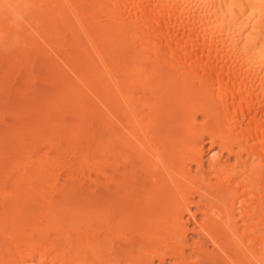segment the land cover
Here are the masks:
<instances>
[{"label": "bare ground", "instance_id": "6f19581e", "mask_svg": "<svg viewBox=\"0 0 264 264\" xmlns=\"http://www.w3.org/2000/svg\"><path fill=\"white\" fill-rule=\"evenodd\" d=\"M0 264H264V0H0Z\"/></svg>", "mask_w": 264, "mask_h": 264}, {"label": "rangeland", "instance_id": "374dc122", "mask_svg": "<svg viewBox=\"0 0 264 264\" xmlns=\"http://www.w3.org/2000/svg\"><path fill=\"white\" fill-rule=\"evenodd\" d=\"M207 146H208V145H207ZM207 146H206V147H207ZM207 152H208V150H205L206 155H207ZM189 235H190V234H189Z\"/></svg>", "mask_w": 264, "mask_h": 264}]
</instances>
